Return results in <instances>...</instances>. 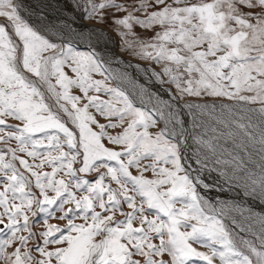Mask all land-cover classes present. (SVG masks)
Wrapping results in <instances>:
<instances>
[{"label":"snow or ice","instance_id":"6c2138e0","mask_svg":"<svg viewBox=\"0 0 264 264\" xmlns=\"http://www.w3.org/2000/svg\"><path fill=\"white\" fill-rule=\"evenodd\" d=\"M89 8L101 22L106 10L126 13L114 24L134 37L125 42L136 55L160 66L149 71L175 86L172 100L213 98L185 99V107L210 116L219 110L216 123L228 129L220 135L241 138L264 161V0H89ZM133 25L154 35L140 39ZM106 71L95 52L50 41L16 0H0V144L7 146L0 149V264H264V235L259 245L234 235L197 191L208 185L184 163L175 105L161 101L167 115L137 106L106 83ZM101 92L110 98L90 95ZM157 117L165 125L150 132ZM195 139L215 150L204 136ZM257 167L245 190L264 201V163ZM247 211L264 233V213ZM38 214L37 232L31 217Z\"/></svg>","mask_w":264,"mask_h":264},{"label":"bare ground","instance_id":"6f19581e","mask_svg":"<svg viewBox=\"0 0 264 264\" xmlns=\"http://www.w3.org/2000/svg\"><path fill=\"white\" fill-rule=\"evenodd\" d=\"M17 3L20 5V13L35 27L46 33L52 39L58 41L65 40L76 46L85 47L95 52L105 67L112 72L114 78L132 97L136 104L142 105L151 111H154L156 108H163L165 115H167L170 109L164 108L161 101L173 103L176 110L178 106H185V102L179 99L173 101L172 96L175 94L169 89L170 87L168 88L161 82V79H157V77L152 75L149 69H155L154 67L123 56L116 49L114 38L109 31L100 26L86 22L82 18V10L79 8L77 0H17ZM155 70L158 71L157 69ZM189 102L203 103L202 101ZM205 102L211 103L212 101ZM248 107L251 106L248 105ZM162 121L164 126L165 121ZM213 125L215 128V123H213ZM171 127L172 126L169 125L170 129ZM211 129H213V127ZM179 130L177 126V133H179ZM186 131L187 130H185V138L181 144L185 157L184 163L186 166H190L193 177L199 175L203 184L208 185L207 188L198 185L201 195L224 214V219L227 223H232V221L235 220L236 224L234 225L239 230L241 227H243L245 231L250 228H259L261 230L262 225L258 223L255 218H248L250 215L249 211L244 210L243 218L241 216L239 217L240 211L236 209L238 207L240 209V205H247V201L244 203L240 202L241 204H239L237 200L239 195L236 194L235 189L232 191L233 187L231 188L229 185L225 186L226 192H223V184L215 183L209 176V178H207L210 182L208 181V183L205 180L202 171L199 169L200 167H198L199 164L195 162V148H193L195 144L194 142L191 143L189 140L190 137L188 138ZM237 148L239 151L241 150L240 147ZM243 163L252 170L250 172H254L253 170L257 169V166L262 164L263 161L257 157L245 156L243 157ZM259 213H264V210Z\"/></svg>","mask_w":264,"mask_h":264},{"label":"rangeland","instance_id":"374dc122","mask_svg":"<svg viewBox=\"0 0 264 264\" xmlns=\"http://www.w3.org/2000/svg\"><path fill=\"white\" fill-rule=\"evenodd\" d=\"M16 2H17V0H16ZM77 2H78L77 4L79 5V8L82 10L81 11L82 12V18L86 22L100 26L102 28H105L107 31H109L111 33L112 37L114 38L115 46H116V49L118 50V52H120L123 56L127 57L128 59L130 58L131 60L133 59V60H136L140 63L142 62V63L148 64V65H151L152 67H154L155 69L160 71V66L158 64H155L154 62H152L150 60L141 59L138 55H136L134 53L133 49L128 47V45L126 44L125 41L126 40H133L134 37H122L120 35L121 32H126L127 30L124 29L122 26L115 25L113 22V19L114 18H122L124 15H126V13H124V12L113 13L112 10H106L105 19L103 22H101L98 17H96V18L88 17L87 11L90 10L89 0H77ZM95 2L99 3V2H101V0H95ZM117 2L118 3H127V2H129V0H117ZM137 15H140L141 18H143L142 13H137ZM27 21L37 31H39L42 35H44L45 37H47L50 41H52L54 43H57L60 45L71 44L77 51L93 52L88 48L76 46V45L69 43L65 40L64 41L63 40H61V41L54 40L50 36H48L46 33L41 31L37 27H35L29 20H27ZM133 32H135L137 34V37H139L140 39H148L149 37L154 35L153 31L143 29L138 25H133ZM103 66L107 70L105 75H110L112 77L111 79H108L106 81V83L111 87L120 88L127 95H129L120 86L118 81L114 78L112 72L110 70H108L104 64H103ZM65 70L68 71L69 75H73L69 69L66 68ZM93 78L94 79H104V77L100 76L99 74H93ZM167 79H168L167 77H161V80L164 81L162 83L165 86H167L168 88L170 87L169 89L171 91H173L172 93L175 94L176 93L175 86L167 83ZM73 94L82 95V93H80L79 90H77V89H73ZM90 95H99L100 98L103 100H107L110 98L109 95H107L103 92H101L99 94L90 93ZM129 97L132 99V97L130 95H129ZM185 99L187 101H202V100H197V98H193V97H186ZM185 99H179V100L182 102H185ZM205 101H213V98H210V97L205 98V100H203L202 102H205ZM225 102H227V101H225ZM49 103H52V101H49ZM136 105L142 106L139 104H136ZM249 106L258 107V105H249ZM142 107H144V106H142ZM178 107H177L176 112L179 114L180 119H182L184 121L183 127L185 130H187L186 133H187L188 138L190 137L189 140L191 141V143L194 142V144H195L193 146V148H195L194 149L195 154L198 155L200 157V159L203 160V162H204L203 166L199 165L198 167H200L199 169L202 171V174H203L205 180L208 182L209 181L208 178L211 177L215 183L223 184V186H222L223 192H226L225 186L229 185L231 188L233 187L232 191H234V189H235L236 194L239 195V197L237 198L239 204L247 201L246 202L247 205H240V209L242 206V210L247 211L250 209L251 212H255V213H259L262 210H264V208H263L264 207V201H262L258 198H253L252 196H249L246 193L245 182L247 180V178H246L247 173L252 171V170H250L246 165H244V163L241 164V161L243 162V157L249 156V157H257V158L261 159L260 154L251 146H248L247 149L245 150V148L241 146V145H243L244 141L241 138L239 139V137H236V138H230L229 137L228 138V136H226V135L225 136L220 135L221 132H225V130L227 132L228 129L225 128L222 124L217 125V123H216V118L220 116L219 110H217V112L214 115L210 116L208 114H202L197 109H191L190 110L185 106L184 107L178 106ZM144 108L146 110H149L146 107H144ZM90 111H92L93 114L97 115V118L99 119V121L101 123H107V121L103 117H100L95 112V109H90ZM245 115H250L251 117L254 116L253 118H255V119L252 118L253 122L259 123V117L257 114L245 113ZM224 118L231 119V117H227V116H225ZM210 119H212L213 121ZM157 120H158V123H157L156 127L150 128L149 129L150 132L155 133L156 131H158L159 129L164 127L163 121L161 119H159L158 117H157ZM211 121L213 123H215V128L217 129L218 132L216 131L215 133H213L211 131V128L212 127L214 128V125ZM113 122H115V121H113ZM9 123H16V122L10 120ZM109 131L110 132H117V131H120V129H116V130L110 129ZM200 136H204L205 139L210 140V142L212 143L215 150L213 151L207 147H204V146L198 144L196 142L195 138L200 137ZM214 137H216V138H214ZM11 146L12 147L16 146L15 141L11 142ZM232 146H234V147H232ZM6 147H7L6 145L0 144V149H6ZM237 147H240L241 150L239 151V149ZM19 155L24 156L25 159H29V161L31 162V158L27 157L23 153H19ZM7 158H10V157H7ZM263 163H264V161H263ZM237 165H241V166L237 167ZM18 167H19V165H18ZM21 170H23V169H21ZM44 170L50 171L51 169L46 166ZM255 170H253V171L259 172V168L255 169ZM133 172L135 173V169H133ZM146 175L151 177L150 172L146 173ZM86 178H88L92 181H94L96 179V177L92 174H87ZM112 187H116V185L114 183H112ZM33 191H36L38 193V190H36L35 188H33ZM197 191L200 193L199 186H197ZM200 195H201V193H200ZM238 214H237V216H238ZM42 215L43 214H38L37 217H31V219L37 221V225L34 228V230L37 232L43 229ZM57 215H59V213H57ZM240 216L243 218V215L240 214L239 217ZM118 218H120V217H118ZM49 223L60 224L61 226H63V224H64L63 221H58L56 219H50ZM225 223L228 224V226L233 230L234 235H237L239 237H243L244 239L252 241V242L256 243L257 245H259V240H257V235H264V233H262L259 228L258 229L250 228L247 231L241 232L234 224L227 223L226 220H225ZM25 235H26V233H25ZM154 242L159 243L158 240H156ZM31 243L32 242L30 241V245H31ZM193 246L196 247L199 251H208V249H206L200 245L194 244ZM164 258L170 260V257H168L167 255H165ZM195 264H201V262H195ZM214 264H219V260L217 259L214 262Z\"/></svg>","mask_w":264,"mask_h":264},{"label":"water","instance_id":"95a60500","mask_svg":"<svg viewBox=\"0 0 264 264\" xmlns=\"http://www.w3.org/2000/svg\"><path fill=\"white\" fill-rule=\"evenodd\" d=\"M181 148H182V146H181ZM183 150V149H182Z\"/></svg>","mask_w":264,"mask_h":264}]
</instances>
